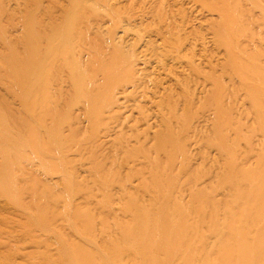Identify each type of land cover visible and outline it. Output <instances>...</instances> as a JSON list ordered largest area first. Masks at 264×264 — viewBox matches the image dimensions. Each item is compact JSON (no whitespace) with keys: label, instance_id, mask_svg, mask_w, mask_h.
Masks as SVG:
<instances>
[{"label":"rangeland","instance_id":"rangeland-1","mask_svg":"<svg viewBox=\"0 0 264 264\" xmlns=\"http://www.w3.org/2000/svg\"><path fill=\"white\" fill-rule=\"evenodd\" d=\"M263 5L264 0H0V264H226L216 261L218 251L235 248L246 229L244 248L253 255L246 251L249 263L244 261L260 264L264 255L253 258L252 250L264 251L263 203L258 206L264 193V114L247 101V90L264 98L257 76L264 74ZM219 36L228 38L226 46ZM236 51H244L243 58ZM141 54L150 57L144 56L146 66L143 57L134 61ZM251 55H262L263 63H253ZM237 56L251 61L250 71L260 67L253 74L257 83L240 76ZM132 79L136 87H130ZM212 83L218 85L216 96ZM218 90L220 105L209 99ZM260 97L254 99L264 106ZM224 179L250 184L241 185L247 188L243 197L239 183L237 190L231 182L240 207L231 204L237 199ZM254 179L252 186H258L252 189ZM256 196L258 203L251 200ZM247 203L252 222L262 209L256 225L239 216ZM230 207L238 215L231 216ZM225 223L240 236L235 239ZM226 231L230 241L227 233L222 236ZM240 240L227 264L236 263L234 251L240 254L245 241Z\"/></svg>","mask_w":264,"mask_h":264},{"label":"bare ground","instance_id":"bare-ground-1","mask_svg":"<svg viewBox=\"0 0 264 264\" xmlns=\"http://www.w3.org/2000/svg\"><path fill=\"white\" fill-rule=\"evenodd\" d=\"M237 3H239V1H238ZM256 3H257V2H256ZM235 4H236V1H235L234 5H235ZM230 6H231V5H230ZM263 6H264V5H263ZM235 8H238V4H237V7H234V9H235ZM256 9H257V8H256ZM258 9H259V8H258ZM261 9H262V8H261ZM261 9H260L259 11H258V10H257V11L260 12V11L263 10V9H262V10H261ZM148 10H149V9H148ZM225 10H226V9H225ZM225 10H224L223 12L226 14V13L228 12V10H227L226 12H225ZM231 10H232V8H231ZM229 11H230V10H229ZM233 11H234V10H233ZM230 12H231V11H230ZM230 12H229V15H230ZM224 13H223V14H224ZM234 13H236V10H235ZM234 13H232V14H234ZM260 13L263 14L264 11H263V12H260ZM223 14H222V15H223ZM226 15H227V14H226ZM229 15H227V16H229ZM231 16H233V15H231ZM237 16H238V15H237ZM260 16H261V15H260ZM262 17H263V15H262ZM221 18H222V16H221ZM229 18H230V16H229ZM231 18H232V17H231ZM234 18H236V17H235V14H234ZM238 18H240V17L238 16ZM227 19H228V18H227ZM232 19H233V18H232ZM262 19H263V18H262ZM229 20H230V19H229ZM233 20H234V19H233ZM236 21H237V20H235V22H236ZM225 22H226V21H225ZM230 22H231V21H229V25L232 24V22H231V24H230ZM233 22H234V21H233ZM235 22H234V24H235ZM260 22H261V20H260ZM223 23H224V22H223ZM236 23H237V22H236ZM262 23H263V21H262ZM262 23H261V24H262ZM122 26H123V25H122ZM222 26H223V25H222ZM232 26H235V25H232ZM237 26H238V23H237ZM237 26H235V27L237 28ZM213 27H214V26H213ZM260 27H261V26H260ZM262 27H263V26H262ZM262 27H261V28H262ZM124 28H125V27H124ZM228 28H229V27H228ZM230 28H231V27H230ZM236 28H235V29H236ZM118 29H119V28H118ZM128 29H129V28H128ZM215 29H216V28H215ZM217 30H218V29H217ZM227 30H228V29H227ZM119 31H121V30H119ZM119 31H118V32H119ZM128 31H129V30H128ZM222 31H223V30H222ZM225 31H226V30H225ZM234 31H235V30H234ZM122 32H123V31H122ZM126 32H127V31H126ZM126 32H125V33H126ZM214 32H215V31H214ZM218 32H219V31H218ZM218 32H217V33H218ZM235 32H236V31H235ZM224 33H226V32H224ZM232 33H233V32H232ZM218 34H219V35L222 34V35L224 36L223 33H218ZM122 35H123V34H122ZM126 35H127V33H126ZM214 35L217 37L216 34H214ZM226 35H227V34H226ZM120 36H121V35H120ZM135 36H136V35H135ZM227 36H228V35H227ZM234 36H235V35H234ZM234 36H233V37H234ZM139 37H140V36H139ZM142 37H143V36H142ZM220 37H221V36H219L218 39H220L221 42H224V43H225L224 45L226 46L227 44H226L225 40L227 41L228 38L226 39V38H224V37H221V38H220ZM116 38H117V37H116ZM120 38H121V37H120ZM140 38H141V37H140ZM231 38H232V37H231ZM142 39H143V38H142ZM145 39H146V38H145ZM224 39H225V40H224ZM234 39H235V38H234ZM140 40H141V39H140ZM141 41H142V40H141ZM141 41H140V42H141ZM143 41H144V39H143ZM143 41H142V42H143ZM146 41H147V40H146ZM142 42H141V43H142ZM150 42H151V41H150ZM228 42H229V41H228ZM229 43H230V42H229ZM239 43H240V42H239ZM230 44H231V43H230ZM233 44H234V43H233ZM240 44H241V43H240ZM240 44H239V45H240ZM234 45L237 46L236 44H234ZM239 45H238V46H239ZM151 46H153V45H151ZM169 46H170V45H169ZM205 46H206V45H205ZM156 47H157V46H156ZM136 48H138V47H136ZM143 48H144V47H143ZM143 48H142V49H143ZM172 48H173V47H172ZM178 48H179V47H178ZM194 48H195V47H194ZM234 48H235V47H234ZM241 48L243 49L242 46H241ZM241 48H239V49H241ZM159 49H160V48H159ZM190 49H192V48H190ZM239 49H238V50H239ZM242 49H241V50H242ZM135 50H136V49H135ZM154 50H155V49H154ZM181 50H182V49H181ZM183 50H184V49H183ZM187 50H188V49H187ZM187 50H185V52H186ZM192 50H193V49H192ZM243 50H244V49H243ZM137 51H138V50H137ZM141 51H142V50H141ZM156 51H157V50H156ZM170 51H171V50H170ZM172 51H173V49H172ZM172 51H171V52H172ZM189 51H190V50H189ZM168 52H169V51H168ZM171 52H170V53H171ZM174 52H175V51H173V53H174ZM187 52H188V51H187ZM226 52H227V51H226ZM231 52H232V51H231ZM237 52H238V56H239V53H241L239 57L242 56L241 58H243L242 53H243L244 51H242V52H240V51H236V53H237ZM141 53H142V52H141ZM177 53H178V52H177ZM182 53H183V52H182ZM227 53H228V52H227ZM234 53H235V52H234ZM147 54H148V53H147ZM168 54H169V53H168ZM179 54H180V52H179ZM184 54H185V53H184ZM192 54H193V53H192ZM261 54H262V53H261ZM143 55H144V54H143ZM151 55H152V51H151ZM157 55H158V54H157ZM174 55H175V54H174ZM187 55H188V54H187ZM228 55H229V54H228ZM244 55H245V54H244ZM246 55H247L246 58H248L249 55H248V54H246ZM254 55H255V54H254ZM254 55H251L253 58L250 57V58H251L250 60L253 59V61H252L253 63L256 62V64H258V63H259V60H260V63H263L264 60H263L262 55H261L262 59H261V57H259V60L256 59V58H257L260 54H259V55L256 54L257 57L254 56ZM263 55H264V53H263ZM59 56H60V55H59ZM144 56L146 57L147 55H144ZM144 56H142V54H141L139 57L136 56V58H138V60H134V61H138V62H139V58H140V57H143V58H141V59H143V63H144V62L146 61V59L149 57V56H147V58H145ZM152 56H153V58H155V57H154L155 55H152ZM163 56H164V55H163ZM169 56H170V55H169ZM172 56H173V55H172ZM176 56H178V54H176ZM181 56H182V54H181ZM183 56H184V55H183ZM196 56H197V55H196ZM238 56H237V57H238ZM178 57H180V56H178ZM207 57H208V56H207ZM228 57H229V56H228ZM239 57H238V61H237V62L239 63V66H237V67H238L237 70L241 71L240 68H242L243 71H246V72H247V73L245 72V73L247 74V75H246V74H244L243 71H241V72L237 71V72L241 73L240 76H241V75H245L246 78H245V76H242V77H243L244 79L249 80V82L254 81L253 79H256L257 76H260L261 79L258 78V77H257V78L260 79L261 81H263L262 83H264V80H263V78H264V74H263V73H261V74L257 73V76H256L255 78H254V76H253V74H255L256 70H257L258 72L261 71V69H256L258 65H257V66L255 65L256 67L253 65L255 71H250V70H253V67L251 66L252 64H251V65L249 64V63H251V61H250V62H245V61H244L245 58H244V59H241V61H244V62H245V63H244V62H241V61H240V58H239ZM149 58H150V57H149ZM149 58H148V59H149ZM186 58H188V57H186ZM200 58H201V57H200ZM204 58H205V57H204ZM254 58H255V61H254ZM141 59H140V60H141ZM159 59H160V58H159ZM197 59H198V58H197ZM229 59H230V57H229ZM232 59H233V58H232ZM118 60H119V59H118ZM152 60H153V59H152ZM152 60H149V61H152ZM157 60H158V57H157ZM157 60H156V61H157ZM165 60H166V59H165ZM174 60H175V57H174ZM181 60H183V59H181ZM181 60H180V61H181ZM185 60H186V59H185ZM208 60H209V59H208ZM208 60H207V61H208ZM257 60H258V61H257ZM262 60H263V61H262ZM147 61H148V60H147ZM154 61H155V60H154ZM163 61H164V60H163ZM163 61L161 62V64L163 63ZM195 61H196V60H195ZM228 61H229V60H228ZM246 61H249V60L247 59ZM127 62H129V61H127ZM130 62H132V60H131ZM138 62H137V64H138ZM141 62H142V61H140V65H141ZM158 62H159V61H158ZM172 62H173V61H172ZM178 62H179V61H178ZM191 62H193V61H191ZM191 62H190V63H191ZM198 62H199V61H198ZM240 62H241V63H240ZM133 63H134V62H133ZM133 63H132V64L130 63V65L133 66ZM146 63H147V62H146ZM154 63H155V62H154ZM186 63H187V62H186ZM186 63H185V64H186ZM211 63H212V62H211ZM238 63H237V64H238ZM134 64H136V62H135ZM148 64L150 65V63H148ZM148 64H147V65H148ZM151 64H152V63H151ZM164 64H165V63H164ZM182 64H183V63H182ZM191 64H192V63H191ZM194 64H195V63H194ZM197 64H198V63H196V65H197ZM209 64H210V62H209ZM209 64H204V65H209ZM231 64H232V63H231ZM245 64H246L248 67L245 66ZM127 65L129 66V63H127ZM144 65H145V63H144ZM166 65H168V64L166 63ZM177 65H178V64H177ZM187 65H189V67H191L189 63H188ZM233 65H234V64H233ZM240 65H241V66H240ZM242 65H244V68H245V69L242 67ZM145 66H146V65H145ZM150 66H151V65H150ZM156 66H157V65H155V67H156ZM182 66H183V65H182ZM202 66H203V65H202ZM213 66H214V65H213ZM249 66H251V68H250ZM259 66H262V67H263L264 65L261 64V65H259ZM259 66H258V67H259ZM135 67H136V65H135ZM142 67H143V65H142ZM142 67H141V68H142ZM161 67H162V66H161ZM195 67H196V66H195ZM228 67H229V66H228ZM239 67H240V68H239ZM133 68H134V67H133ZM145 68H147V67H145ZM174 68H175V67H174ZM186 68H187V66H186ZM191 68H193V64H192V67H191ZM197 68H198V67H197ZM226 68H227V67H226ZM247 68H249L250 70L247 69ZM259 68H260V67H259ZM139 69H140V68H139ZM139 69H138V70H139ZM142 69H143V68H142ZM142 69H140L141 72L143 71ZM154 69H155V68H154ZM161 69H162V68H160V69H158V70L161 71ZM182 69H183V68H182ZM182 69H181V71H182ZM263 69H264V68H263ZM263 69H262V71H263ZM136 70H137V69H136ZM138 70H137V71H138ZM155 70H157V68H156ZM172 70H173V69H172ZM177 70H178V69H177ZM183 70H185V67H184ZM186 70H187V69H186ZM192 70H193V69H192ZM197 70H198V69H197ZM197 70H196V71H197ZM216 70H217V69H216ZM131 71H133V69L131 70V67H130V73H131ZM153 71H154V70H153ZM159 71H158V72H159ZM173 71H174V70H173ZM194 71H195V70H194ZM196 71H195V72H196ZM231 71H232V70H231ZM133 72H135V71H133ZM141 72H140V73H141ZM161 72H162V71H161ZM163 72L165 73V71H163ZM166 72H167V70H166ZM168 72H169V71H168ZM176 72H177V71H176ZM176 72H174V73H176ZM178 72H179V70H178ZM184 72H185V71H184ZM187 72H188V71H187ZM189 72H190V71H189ZM195 72H194L193 74L196 75ZM199 72L201 73V70H200V69H199ZM208 72H209V71H208ZM222 72H223V71H222ZM242 72H243V73H242ZM249 72H250V75H252V76H250L251 78L248 77V76H249V75H248ZM253 72H254V73H253ZM124 73H125V71H124ZM124 73H123V74H124ZM126 73H127V72H126ZM126 73L124 74V77L126 76ZM128 73H129V72H128ZM140 73H139V74H140ZM169 73H170V72H169ZM213 73H214V72H213ZM216 73H217V72H216ZM229 73H230V72H229ZM251 73H252V74H251ZM134 74L137 75V73H134ZM183 74H184V73H183ZM202 74H203V73H202ZM226 74H227V73H226ZM130 75H131V74H130ZM158 75H159V74H158ZM171 75H172V74H171ZM171 75H170V76H171ZM181 75H182V74H181ZM188 75H189V74H188ZM188 75H187V76H188ZM203 75H204V74H203ZM203 75H202V76H203ZM207 75H208V74H207ZM207 75H206V76H207ZM238 75H239V74H238ZM238 75H237V76H238ZM255 75H256V74H255ZM128 76H129V75H128ZM132 76H133V75H132ZM140 76H141V75H140ZM140 76H139V77H140ZM159 76H161V75H159ZM170 76H169V77H170ZM173 76H175V75H173ZM179 76H180V75H179ZM197 76H198V74H197ZM209 76H210V75H209ZM135 77H137V76H135ZM135 77H134V78H135ZM165 77H166V76H165ZM167 77H168V74H167ZM171 77H172V76H171ZM171 77H170V78H171ZM180 77H181V76H180ZM198 77H199V76H198ZM207 77H208V76H207ZM232 77H233V75H232ZM252 77H253V78H252ZM134 78H133V79H134ZM172 78H173V77H172ZM228 78H229V76H228ZM230 78H231V77H230ZM233 78H234V77H233ZM243 78H242V79H243ZM133 79H132V82H131L132 85H131V83H129L131 86H130V85H128V86H130V87L135 86V87H136L137 84L134 85V83H133ZM138 79H140V78H138ZM138 79H136V80H138ZM163 79H164V77H163ZM174 79H175V77H174ZM185 79H186V78H185ZM209 79H211V78H209ZM140 80H141V79H140ZM164 80H166V78H165ZM170 80H171V79H170ZM177 80H178V79H177ZM190 80H192V79H190ZM193 80H194V79H193ZM198 80H199V78H198ZM260 80H259V81H260ZM130 81H131V80H130ZM134 81H135V80H134ZM157 81H158V80H157ZM160 81H161V80H160ZM172 81H173V80H172ZM203 81L205 82V80H203ZM213 81H215V80H213ZM219 81H220V80H219ZM176 82H177V81H176ZM180 82H181V81H180ZM188 82H190V81H188ZM194 82H195V81H194ZM197 82H198V81H197ZM206 82H207V81H206ZM254 82L257 83L258 80L256 79V81H254ZM135 83H138V82H135ZM181 83H182V82H181ZM190 83H191V82H190ZM195 83H196V82H195ZM198 83H199V82H198ZM207 83H209V82H207ZM240 83H241V82H240ZM262 83H261V88H262ZM156 84H157V83H156ZM192 84H193V83H192ZM201 84H202V83H201ZM212 84H213V83H212ZM219 84H220V83H219ZM223 84H224V83H223ZM223 84H222V85H223ZM259 84H260V82L257 84V86H258ZM161 85H162V84H161ZM178 85H179V84H178ZM205 85H206V84H205ZM205 85L203 84V85H201V86H205ZM210 85H211V84H210ZM213 85H215V84H213ZM225 85H226V84H225ZM159 86H160V84H159ZM164 86H165V85H164ZM181 86H182V84H181ZM195 86H196V84H195ZM199 86H200V85H199ZM220 86H221V85H220ZM263 86H264V85H263ZM135 87H134V88H135ZM154 87H155V86H154ZM187 87H188V86H187ZM193 87H194V86H193ZM212 87H213V86H212ZM217 87H218V85H215V86L213 87V89L215 88V89H214L215 92H214V90H213V92H212L211 94H214L215 96L217 95V93H218V92L216 93V91H217ZM254 87H255V86H254ZM259 87H260V86H259ZM155 88H156V87H155ZM164 88H165V87H164ZM177 88H178V87H177ZM189 88H190V87H189ZM197 88H198V87H197ZM200 88H201V87H200ZM208 88H209V87H208ZM220 88L222 89V87H220ZM220 88H219V89H220ZM244 88H245V86H244ZM202 89H203V88H202ZM206 89H207V87H206ZM206 89H205V90H206ZM223 89H224V88H223ZM223 89H222V91H223ZM245 89L247 90V88H245ZM245 89H244V90H245ZM164 90H165V89H164ZM192 90H193V89H192ZM199 90H200V89H199ZM207 90H209V89H207ZM207 90H206V91H207ZM246 90H245V91H246ZM155 91H156V90H155ZM176 91H177V90H176ZM185 91H186V90H185ZM190 91H191V90H190ZM200 91H202V90H200ZM218 91H219V95H218L217 97L213 96L214 98H209V97L211 96L210 93H209L210 96L207 94V95L209 96V97H208V96H207V97H208L209 99H212V100L215 102L214 104L217 103V104L220 105V103H222V102H220V99H219V98H220V91H221V90H218ZM225 91H226V90L223 91L224 94L226 93ZM247 91H248L247 94H248V96H249L248 99H247V101H249L250 103H253V104L256 103L257 100H255V99H256V98L258 99V97H260V92H257V91H258V90H257V91H255V92H256V93H255V92L252 91V90L249 91V89H248ZM251 91H252V93H251ZM125 92H126V90H125ZM165 92H166V91H165ZM179 92H180V91H179ZM181 92H182V90H181ZM203 92H204V91H203ZM249 92H250L251 94H250ZM253 92H254V93H253ZM182 93H183V92H182ZM186 93H188V92H186ZM201 93H202V92H201ZM223 93L221 94V96L223 95ZM257 93H258V94H257ZM226 94H227V93H226ZM252 94H253V96H254L253 98L250 96V95H252ZM254 94H255V95H254ZM187 95H188V94H187ZM197 95H198V94H197ZM200 95H201V94H200ZM205 95H206V92H205ZM145 96H146V95H145ZM145 96H144V97H145ZM148 96H149V95H148ZM148 96H147V97H148ZM151 96H152V95H151ZM154 96H155V95H154ZM156 96H157V94H156ZM201 96H202V95H201ZM224 96H226V95H224ZM256 96H257V97H256ZM261 96H262V95H261ZM152 97H153V96H152ZM161 97H162V96H161ZM192 97L195 98L193 95L191 96V98H192ZM198 97H199V96H198ZM207 97L205 96L206 99H207ZM222 97H223V96H222ZM131 98H132V95H131ZM191 98H190L189 100L192 101L193 99H191ZM224 98H225V97H224ZM224 98H223L222 100H225ZM254 98H255V99H254ZM161 99H162V98H161ZM199 99H200V98H199ZM202 99H203V98H202ZM250 99H251L252 102L250 101ZM252 99H253V100H252ZM260 99H261L262 101H264V100H263V99H264L263 97H260V98H259V101H261ZM147 100H149V99H147ZM200 100H201V99H200ZM253 101H255V102H253ZM150 102H152V101H150ZM154 102H155V101H154ZM161 102H162V101H161ZM204 102H205V101H204ZM211 102H212V101H211ZM211 102H210V103H211ZM219 102H220V103H219ZM205 103H206V104L209 103L208 100H207V102H205ZM223 104H224V103H223ZM223 104H222V105H223ZM253 104H252V106H255V107H256L255 110H256V111L259 110V111H258V113H259L258 115H259V116H261V113L264 114V113H263V107H264L263 105H259V106H258V101H257V103H256L255 105H253ZM203 105H204V104H203ZM222 105H221V107H222ZM211 106H213L212 103H211L210 107H211ZM208 108H209V106H208ZM212 108H213V107H212ZM212 108H211V109H212ZM215 108H216V107H215ZM253 108H254V107H253ZM257 108H258V109H257ZM260 108H262V109L260 110ZM209 109H210V108H209ZM256 111H254V113H255ZM214 112H215V111H214ZM260 112H261V113H260ZM256 114H257V112H256ZM218 115H219V114H218ZM254 115H255V114H254ZM258 115L256 116L257 118L259 117ZM183 116H184V115H183ZM188 116H189V115H188ZM208 116H209V115H207L206 117H208ZM263 116H264V115L261 116L260 122H263V123H264V121H263V120H264V117H263ZM149 117H150V116H149ZM152 117H153V116H152ZM156 118H157V115H156ZM210 118H211V116H210ZM223 118H224V116H223ZM259 118H260V117H259ZM154 119H155V118H154ZM154 119H153V120H154ZM183 119H184V118H183ZM220 119H222V117H221ZM220 119H219V121H220ZM180 120H182V119H180ZM188 120H189V119H188ZM204 120H205V119H204ZM255 120H256V119H255ZM261 120H262V121H261ZM156 121H157V119H156ZM256 121H258V120H256ZM146 122H147V121H146ZM200 122H201V121H200ZM202 122H203V121H202ZM258 122H259V121H258ZM148 123H149V120H148ZM150 123H151V121H150ZM153 123H154V122H153ZM186 123H187V122H186ZM188 123H189V122H188ZM188 123H187V124H188ZM263 123H262V124H263ZM179 124L182 125L181 122H180ZM259 124H261V123H259ZM151 125H152V124H151ZM181 125H180V126H181ZM183 125H184V124H183ZM183 125H182V126H183ZM185 126H186V125H185ZM189 128H190V127H189ZM200 129H201V128H200ZM217 129H218V128H217ZM219 129H220V128H219ZM215 130H216V129H215ZM195 131H197V130H195ZM220 131H221V130H220ZM194 133H195V132H194ZM215 133H216V132H215ZM218 133H219V131H218ZM218 133H217V134H218ZM194 135H195V134H194ZM219 135H220V133H219ZM163 139L165 140V138H163ZM163 139H162V140H163ZM164 140H163V141H164ZM192 140H193V139H192ZM194 144H195V143H194ZM231 146L234 147V144L231 145ZM189 147H190V146H189ZM222 147H223V146H222ZM194 148H195V147H194ZM234 148H235V147H234ZM219 151H220V150H219ZM225 151H226V150H225ZM225 151H222V152H225ZM222 152H221L220 156H221V155L223 156ZM231 154H232V153H231ZM234 154H235V153H233L232 155H234ZM232 155H230L231 158L233 157ZM222 156H221V157H222ZM228 156H229V154H228ZM226 157H227V156H226V154H225V157H224V158L226 159ZM224 158H223V159H224ZM233 158H234V157H233ZM233 158H232V160H231L230 162L233 161ZM223 159H222V160H223ZM227 159H228V158H227ZM223 161H224V160H223ZM228 161H229V160H228ZM226 163H227V161H226ZM227 164H229V162H228ZM230 164H231V163H230ZM224 166H225V164H224ZM218 169H219V168H218ZM229 169H230V168H229ZM232 169H233V168H232ZM225 170H226V169H224L223 172H224ZM233 172H234V170H233ZM225 173H228V172H227V171L224 172V175H225ZM262 173L264 174V171H263ZM218 174H219V173H218ZM233 174H234V175H237L236 172H234ZM228 175H229V174H228ZM234 175H232V177H234ZM259 175H261V174H259ZM262 176H263V175H262ZM227 177H228V176H227ZM236 177H237V176H236ZM234 178H235V177H234ZM229 179H231V178H229ZM233 180H234V182H233V181H230V182H229V181H227V179H224V180H223V181H224L223 183L226 184V186L229 185V187H228V186H227V187L230 188V187H233V186H234V183H235V181H236L235 179H233ZM237 180H239V179H237ZM255 180H256V179L252 180V182H253V183H251V188H252V189H253V187L258 186V185H256V186H252V185H254V181H255ZM225 181H227V183H226ZM231 182H233V186H232V183H231ZM236 182L239 183V188H240V191H238V193H239L238 195L243 196V195L246 193L245 190H246L247 188H246V187H243V188H242L241 185L243 184V182H245V183H244V186H245V184H247V187L250 188V184H249V186H248V183H246V180H245V181H244V180H241L242 184L240 183V181H236ZM247 182L250 183V180L247 181ZM263 182H264V181H263ZM263 182H262V183H263ZM229 183H231V184H229ZM235 184H236V183H235ZM256 184H258V183L256 182ZM235 186H236V188H237V190H238V189H239L238 186H237V185H235ZM235 186H234V187H235ZM240 186H241V187H240ZM263 186H264V185H263ZM224 187H225V186H224ZM224 187H223V188H224ZM234 187H233V191L236 190V188L234 189ZM225 188H226V187H225ZM225 188H224V190H225ZM244 188H246V189H244ZM242 189H243V190H242ZM262 189H263V187H262ZM262 189H261V187H260V190H261V191H262ZM233 191H232L231 193H233V194H234V193H237V191H234V192H233ZM243 191H245V192L243 193ZM226 192H228V191H226ZM240 192H241V194H240ZM262 192H263V191H262ZM262 192H259V193H260V196H261V194H263V195L261 196V198H262L263 200H260V199H259L260 201H262L261 203H258V201L256 202V200H258V199H257L258 196H256L255 198H252L251 200H252V201L255 200V203H258V204H259V205L257 204L258 206H260V204L263 203L262 206H260V207H261L262 209H264V208H263V207H264V206H263V205H264V202H263V201H264V193H262ZM228 195L230 196L229 193H228ZM234 195L237 196L236 198H235V196H234V200H236L237 198H240V196L238 197L237 194H234ZM258 195H259V194H258ZM243 197H244V196H243ZM232 198H233V197H232ZM232 198H231V199H232ZM241 199H242V198H240V200H241ZM251 200H250V201H251ZM232 201H233V199H232ZM232 201H231V204L234 203L233 206H236V204L239 202L238 199H237L235 202H234V201L232 202ZM250 201H249V203H250ZM252 201H251L250 204H252ZM255 203H253V204H255ZM239 204H240V203H239ZM247 205H248V203H247ZM237 206H238V204H237ZM248 206H249V205H248ZM252 206H253V205H252ZM258 206L255 207V205H254L253 207H255V210H256V208H257ZM238 207H240V206H238ZM246 207H247V206H246ZM246 207H244V208L246 209ZM198 208L200 209L201 207L199 206ZM234 208H235V207H234ZM242 208H243V207H242ZM244 208L241 209V210H244ZM247 208H248L250 211H249L248 209H246V211H243V212H242V211L235 210V214H234V209H231V207H230V209L233 210V211H232L233 213L231 212V213H232L231 216H233V214H234V215H238V213L236 212V211H238L239 214H240L239 216L241 217V220H243L244 224L247 225V224H249V223L252 222V221H251L252 218H249V217H251V215H252V213L250 214V212H252V211H251L252 209H251L250 206L247 207ZM261 208L258 207L257 210H256L257 213L255 212V219H256V220L253 221L255 224L252 222L254 225H256V221H257L258 219L260 220V217H261L260 215H261V212H262V209H261ZM202 209H203V208H202ZM202 209H201V210H202ZM259 209H261V210H259ZM201 210H200V211H201ZM258 210H259V211H258ZM202 212L204 213V209L202 210ZM240 212H242V213H240ZM244 212L249 213V214L246 213V214L249 215V216H248V217L245 216ZM241 214H242V215L244 214L243 217H242ZM259 214H260V215H259ZM258 215H259V217H258ZM245 217H246V219H244ZM252 217H253V216H252ZM242 218H243V219H242ZM247 218H249L250 221L246 222L247 220H249V219H247ZM253 219H254V217H253ZM148 220H149V219H148ZM148 220H147V221H148ZM223 220H224V218H223ZM223 220H221V221H223ZM244 220H246V221H244ZM259 220H258V221H259ZM149 221H150V220H149ZM149 221L147 222L148 224H149ZM228 221H229V222H228ZM258 221H257V222H258ZM260 221H261V220H260ZM217 222H218V220H217ZM227 222L229 223L230 226H232L233 221H231L230 219H228V220L226 221V223H227ZM231 222H232V224H231ZM245 222H246V223H245ZM215 223H216V222H215ZM226 223H225V225H226V227H227V228H226L227 231H228V232H232L231 234L234 235L233 237H234L235 239H236V237L238 238V237L240 236L239 234H241V232L239 231V232H238L239 234H236V233H237L236 231H237V229H238V228H237V223L235 222L236 224L234 223L235 225L233 224L234 226H232V227H234L233 230L236 229V231H235L236 233L232 230V227H230V226L228 227V225H227ZM258 223H259V222H258ZM258 223H257V224H258ZM217 224H218V223H217ZM218 225H219V224H218ZM235 226H236V227H235ZM238 226H240V229L242 228V229L244 230V228L242 227L243 225L241 226L240 224H238ZM229 228H230L231 230H230ZM262 228L264 229V227H262ZM262 228H261V229H262ZM219 229H220V226H219ZM226 229H225V230H226ZM242 229H241V231H242ZM245 229H246V228H245ZM261 229H260V230H261ZM263 229L261 230L262 232L264 231ZM220 230H221V229H220ZM220 230H218V231H216V232H221L222 230H221V231H220ZM225 230H223V231H225ZM229 230H230V231H229ZM246 230H247V229H246ZM246 230L242 231V234H241V236H240V238L242 237L241 240L243 239L242 241L245 240L244 237H248V236L245 235ZM177 231H178V229H177ZM227 231H226V232H223L224 235H222L221 233H219V234H221V235L223 236V238H224V236L226 235L225 233H227L228 235H226V239L229 240V239L231 238L232 235L230 236V233H228ZM233 232H234L235 234H234ZM243 232H244V233H243ZM247 233H248V232H247ZM247 233H246V234H247ZM147 235H150V234H147ZM235 235H238V236L235 237ZM243 235H244V236H243ZM247 235H249V233H248ZM179 236H180V235H179ZM181 236H182V235H181ZM181 236H180V237H181ZM219 236H220V235H219ZM228 236H229V237H228ZM214 237H217V236H214ZM220 237H221V236H220ZM227 237H228V238H227ZM233 237H232V238H233ZM262 237H263V236H262ZM262 237H261V238H262ZM217 238H219V237H217ZM232 238H231V239H232ZM240 238L237 239L238 242H239ZM231 239H230V240H231ZM235 239H234V240H235ZM263 239H264V238H262V239H260V240H261L262 242H264ZM219 240H221V238H219L218 241H219ZM230 240H229V241H230ZM241 240H240V241H241ZM260 240H259V241H260ZM221 241H222V240H221ZM221 241H220V243H219V244H221V245H219V244H218V245L221 246V247L227 248V247H225V246H222V245H224V244H222ZM242 241H241V242H242ZM259 241H257V245H258V246L260 245V244H259V243H260ZM236 242H237V241H236ZM236 242H235V245H236L235 248H234V246H233L234 244H232V247L229 248V247H230L229 244H230L231 242H229L228 244H226L227 246L229 245V247H228L229 249L227 248L228 250L226 249V251H225V249H223V248H221V247H218V250L221 248V250L223 249L224 253H223V251L219 250L218 253L220 254V256H219L220 259H219V257H217V258H216V261H217V262H218V261L220 262L221 260H223V261L226 260V261H227L228 259H226V258H228V255L231 253L229 250L232 249V248H234V249L237 248V250L239 249V248H238V247H239V246H238L239 244H238V242H237V243H236ZM245 242H247V239L244 241V243H242L243 247H242L241 244H240V247H242V248H241L242 250H243V248H244V244H245ZM258 242H259V243H258ZM239 243H240V242H239ZM261 244L264 246V243H261ZM262 245H260V246H262ZM245 246H246V245H245ZM247 247H248V246H247ZM259 248L261 249V252H258L259 254L261 253L260 256H258L259 254L257 255L256 250L253 249L252 251L255 252V253H254L255 256H254L253 258L257 257V259H259L258 257H261V255H262V256L264 255V254H262V252H264V251H262V248H261V247H259ZM246 249H247V248L245 247V248H244L245 252L242 251V250H240V251L243 253V255H242L241 252H240V254H241L242 256L239 254V252H238L239 250H238V251L236 250V252H238V255L241 256V259H239L240 261H238V262H240V263H242V264H244V263L247 264L246 262H248V261H246V260H247V258L249 257V254H248V253L251 251L252 248H248V251H247ZM249 250H250V251H249ZM263 250H264V248H263ZM220 251L222 252L223 255L221 254ZM227 251H228V252H227ZM233 251H234V250H233ZM246 251H247L248 253H247ZM236 252L234 251L235 262L238 264V262H237V260H238V255H237V257H236V255H235ZM225 253H227V254L225 255ZM228 253H229V254H228ZM251 253H252V252H250V254H251ZM236 254H237V253H236ZM244 254H247V255H246L247 257H246ZM230 255H231V254H230ZM230 255H229V256H230ZM251 255H253V254H251ZM222 256H224L225 258L222 257ZM226 256H227V257H226ZM222 258H223V259H222ZM232 258H233V256H232ZM242 258H244V259L242 260ZM245 258H246V260H245ZM217 259H218V260H217ZM229 259L231 260V256H230ZM257 259H255V260L258 261ZM261 259H263V257L260 258V260H259V261H260V264L263 263V261H261ZM244 260H245L246 262H245ZM263 260H264V259H263ZM226 261H224L223 263H226V264H227ZM214 262H215V261H214ZM243 262H244V263H243ZM261 262H262V263H261ZM215 263H216V262H215ZM230 263H231V262L229 261V264H230ZM236 263H235V264H236ZM248 263H249V262H248ZM211 264H214V263H211ZM216 264H218V263H216Z\"/></svg>","mask_w":264,"mask_h":264}]
</instances>
